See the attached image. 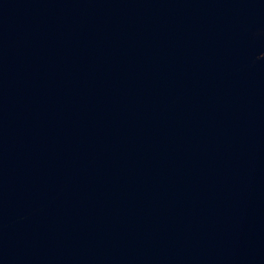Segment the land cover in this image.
Here are the masks:
<instances>
[{
    "label": "water",
    "instance_id": "95a60500",
    "mask_svg": "<svg viewBox=\"0 0 264 264\" xmlns=\"http://www.w3.org/2000/svg\"><path fill=\"white\" fill-rule=\"evenodd\" d=\"M0 264H264V0H0Z\"/></svg>",
    "mask_w": 264,
    "mask_h": 264
}]
</instances>
